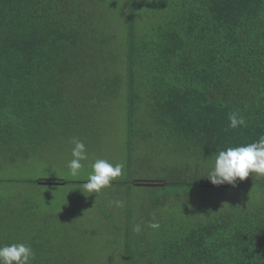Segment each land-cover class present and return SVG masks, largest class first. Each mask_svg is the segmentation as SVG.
I'll use <instances>...</instances> for the list:
<instances>
[{
  "label": "trees",
  "instance_id": "obj_1",
  "mask_svg": "<svg viewBox=\"0 0 264 264\" xmlns=\"http://www.w3.org/2000/svg\"><path fill=\"white\" fill-rule=\"evenodd\" d=\"M118 100L124 171L95 195L104 260L79 224L87 180L31 176L39 152L70 162L73 139L102 136ZM231 113L246 125L231 129ZM262 135L264 0H0V246L30 245L33 264H264V177L207 179L218 151ZM153 171L159 184H135Z\"/></svg>",
  "mask_w": 264,
  "mask_h": 264
},
{
  "label": "rangeland",
  "instance_id": "obj_2",
  "mask_svg": "<svg viewBox=\"0 0 264 264\" xmlns=\"http://www.w3.org/2000/svg\"><path fill=\"white\" fill-rule=\"evenodd\" d=\"M118 102L116 101L112 102L110 105L111 107H108V110L103 111V116L98 124V127L101 128V130L103 131V134L102 136H91V141L88 142L90 146L89 147L85 146L88 159L81 162L84 165V167L81 170L79 176L73 177L70 174L69 169L67 167L69 161L66 158V156L62 157L61 154L57 155L56 153L57 151L55 150H43L38 153V157L34 161V164L36 165V167L34 168L35 169L34 174L31 177L37 180L38 179H60L61 178V179L66 180L67 182L74 181V180L83 181V180L88 179V175L92 171L91 165L97 159H105L113 165L118 164V163L123 164V162L125 161L126 145H127V139H126L127 138L126 137L127 115H126V104L123 103L120 106V103L122 101L118 100ZM137 145H139L140 147L137 151L146 149L145 146L142 147V145H140V142H138ZM148 152H150L151 158L156 159L157 151L155 153L153 152V150L148 151ZM135 153L136 155L138 154L135 161L137 164H139V162H141L140 160L143 159V156L140 154L146 153V152H135ZM151 158H149L150 162L152 161ZM40 165H43V167H41ZM160 176L161 175L156 173V171H153L146 175L147 179H144V178L137 179L135 184L136 185L140 183H143V185L159 184L160 180L157 178ZM65 186L68 187V183ZM149 187L151 186H140L138 187V190L140 192L146 191V189ZM62 189L65 190V187H62ZM213 191H214L215 197L213 196L207 197L210 200H213V199L216 200V198L218 199V196L226 197L230 194H233L234 192L231 189H214ZM59 192L61 193L63 191L60 190ZM244 192L245 191H241L240 194L245 196ZM84 193L85 194L82 195L83 200L87 201L91 199L95 202V204L89 207V209L85 211V213H82L81 211L80 217L77 216L79 219V224L81 227L85 229V231H87V233L93 235V239L90 242L88 241L89 242L88 245H90L91 247L90 250L92 251L91 257L99 255V254H95V252H100L101 255L99 257L103 258L104 260H108V257H110L112 253L104 252L99 247L101 246L102 243H104V240H105L103 238L104 235L108 236L106 234L110 230L108 232L106 231L102 232L104 233V235H101V236L96 235L94 233L95 229L99 225V223L97 222L98 219L106 218V213H104L102 207L99 205V201H97V198L95 195H98V194L89 193L86 191H84ZM54 196L56 198H59L61 197V194L54 193ZM51 198H53V194L51 195ZM108 199H114L115 201L120 200L123 202L124 194L123 193L117 194V192L112 191ZM143 200L146 201L147 203V197L142 199V201ZM104 206L105 208L109 210V212L114 213L117 216V218H119L118 213L120 209L124 208V206L116 207L113 204V202H110V201L108 202V204H104ZM122 219H120V221H122Z\"/></svg>",
  "mask_w": 264,
  "mask_h": 264
},
{
  "label": "clouds",
  "instance_id": "obj_3",
  "mask_svg": "<svg viewBox=\"0 0 264 264\" xmlns=\"http://www.w3.org/2000/svg\"><path fill=\"white\" fill-rule=\"evenodd\" d=\"M246 125L245 119L238 113L229 115V127L233 130ZM72 159L67 167L73 177L80 175L84 165L81 163L88 159L85 144L79 139H73ZM92 171L88 175L87 182L81 188L83 192L99 194L107 187L112 186L113 181L123 175V164H111L105 159H97L91 165ZM250 174L255 177H264V135L257 141L238 147H229L215 154L214 166L207 179L214 186L231 185L245 181ZM116 207H123L120 200L113 201ZM148 227L158 230V222H150ZM137 234L141 232V226L135 225L133 229ZM35 253L30 245L14 243L0 246V264H33Z\"/></svg>",
  "mask_w": 264,
  "mask_h": 264
}]
</instances>
